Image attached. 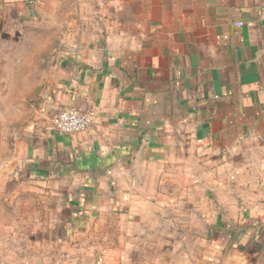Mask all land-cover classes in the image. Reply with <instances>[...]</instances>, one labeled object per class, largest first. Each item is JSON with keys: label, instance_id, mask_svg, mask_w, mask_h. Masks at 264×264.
I'll return each instance as SVG.
<instances>
[{"label": "crops", "instance_id": "obj_1", "mask_svg": "<svg viewBox=\"0 0 264 264\" xmlns=\"http://www.w3.org/2000/svg\"><path fill=\"white\" fill-rule=\"evenodd\" d=\"M37 21L60 75L7 126L0 264H264V0H0L10 42Z\"/></svg>", "mask_w": 264, "mask_h": 264}, {"label": "rangeland", "instance_id": "obj_2", "mask_svg": "<svg viewBox=\"0 0 264 264\" xmlns=\"http://www.w3.org/2000/svg\"><path fill=\"white\" fill-rule=\"evenodd\" d=\"M7 29L0 26V153L2 143L8 145V125L10 129L15 126L16 132L22 135V126L35 120L39 112L38 108L34 109L35 103L46 89L51 90L60 75L56 62L63 46L57 39L61 32L39 21L22 28L21 42H10L13 35ZM16 119V124L11 123ZM2 192L5 190L0 189Z\"/></svg>", "mask_w": 264, "mask_h": 264}, {"label": "built area", "instance_id": "obj_3", "mask_svg": "<svg viewBox=\"0 0 264 264\" xmlns=\"http://www.w3.org/2000/svg\"><path fill=\"white\" fill-rule=\"evenodd\" d=\"M241 23H237L240 25ZM91 117L88 113L69 108L58 112L52 121L51 130L57 134H72L89 128Z\"/></svg>", "mask_w": 264, "mask_h": 264}]
</instances>
